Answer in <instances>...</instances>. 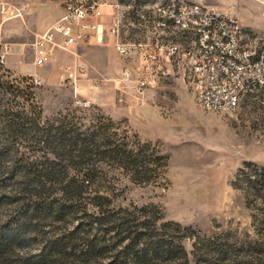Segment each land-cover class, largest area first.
<instances>
[{
  "label": "trees",
  "instance_id": "1",
  "mask_svg": "<svg viewBox=\"0 0 264 264\" xmlns=\"http://www.w3.org/2000/svg\"><path fill=\"white\" fill-rule=\"evenodd\" d=\"M3 78L0 264H192L183 244L190 237L195 263L208 260L200 232L167 221L161 206L116 205L119 177L167 181L170 157L160 145L102 114L47 118L29 77ZM232 186L264 218V166L245 162ZM215 254L225 260L227 250Z\"/></svg>",
  "mask_w": 264,
  "mask_h": 264
},
{
  "label": "rangeland",
  "instance_id": "2",
  "mask_svg": "<svg viewBox=\"0 0 264 264\" xmlns=\"http://www.w3.org/2000/svg\"><path fill=\"white\" fill-rule=\"evenodd\" d=\"M5 1L16 7L27 5V9L23 10V17L13 18L4 25L5 38L12 47L8 66L2 73L4 80L39 79L40 84L34 85L33 89L47 118L68 110L108 116L103 108L108 105L113 116L109 117L120 123L122 129L138 135L142 141L160 145L170 157L167 181L157 186L134 184L125 177L115 180L116 205L157 204L167 221L192 228L193 235L200 232L202 244L212 251L207 261L205 257L201 258L200 264H264V245H259L264 244V218L256 206L248 208L242 191L232 186L245 162L264 166V92L246 94L235 111L204 110L195 104L189 73L181 70L153 83L139 102L135 99V82L121 80L122 68L126 65L136 67V60L122 58L111 41L116 54L112 77L91 80L97 89H107L110 99L108 103L94 104L80 89L90 81L89 66L84 59L72 63L68 52L57 51V61L34 66L32 44L41 32L30 23L28 8L58 6L57 3L49 0ZM160 1L104 0V29L111 27L118 15L116 5L120 4L128 13L122 37L129 41L142 38L146 31L136 23L138 16L147 14L149 7ZM181 1L236 12L243 27L244 43L256 46L264 42V6L256 0ZM133 8L139 12H134ZM50 14L57 16L58 8ZM67 64L73 69L75 64L87 69L78 81L77 97L70 86L62 84L63 66ZM36 71L41 75L35 74ZM3 96L1 91L0 97ZM4 97L8 99L9 95ZM79 102L90 103V106H82ZM195 241L192 237L183 241L192 264H196L192 254ZM217 249L227 250L225 260L216 257Z\"/></svg>",
  "mask_w": 264,
  "mask_h": 264
},
{
  "label": "built area",
  "instance_id": "3",
  "mask_svg": "<svg viewBox=\"0 0 264 264\" xmlns=\"http://www.w3.org/2000/svg\"><path fill=\"white\" fill-rule=\"evenodd\" d=\"M49 1L60 5L64 13L36 36L32 44L36 67L57 61V51L71 53L72 48L89 44L99 36L101 40H111L122 58H135L136 67L124 66L121 80L135 82V99L139 102L153 83L181 70L189 73L195 104L204 110L235 111L246 94L264 92V42L256 46L244 43L243 27L236 12L219 11L202 3L161 0L149 7L147 14L138 16L136 23L144 27L145 35L129 41L121 35L128 14L124 6L116 5L118 15L105 30L104 0ZM25 9L27 5L16 7L0 1V79L12 53L4 25L23 17ZM75 66H63L62 84L70 86L77 97L78 81L87 69L84 65ZM31 83L39 85L40 80L31 79Z\"/></svg>",
  "mask_w": 264,
  "mask_h": 264
},
{
  "label": "crops",
  "instance_id": "4",
  "mask_svg": "<svg viewBox=\"0 0 264 264\" xmlns=\"http://www.w3.org/2000/svg\"><path fill=\"white\" fill-rule=\"evenodd\" d=\"M259 4L264 6V0H256ZM58 5V4H57ZM55 8H58L59 14L54 16L50 14L51 10L54 11ZM28 19L32 26L39 32L45 31L55 22H57L64 11L60 5L58 6H38V7H29L28 8ZM264 12V10H263ZM111 40H108L106 37L101 40L99 36L94 37L89 44L79 45L71 49V61L76 63L84 59L87 61L89 66L88 76L91 80H96L99 77L109 78L112 77V65L115 61V49L110 44ZM70 63V62H65ZM64 63V64H65ZM40 76V72H34ZM33 74V73H32ZM89 80L81 85L82 94L90 99L94 104H103L104 102L108 103L107 100L110 99V94L107 89H97L94 83ZM103 107V105H102ZM107 110V115L111 116V110L108 105L103 107ZM102 108V109H103Z\"/></svg>",
  "mask_w": 264,
  "mask_h": 264
}]
</instances>
